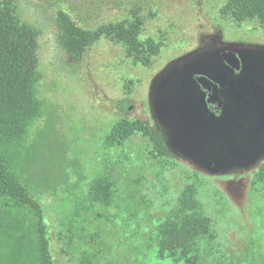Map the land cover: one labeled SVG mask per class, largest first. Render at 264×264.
I'll list each match as a JSON object with an SVG mask.
<instances>
[{
  "label": "rangeland",
  "instance_id": "1",
  "mask_svg": "<svg viewBox=\"0 0 264 264\" xmlns=\"http://www.w3.org/2000/svg\"><path fill=\"white\" fill-rule=\"evenodd\" d=\"M228 0H14L19 20L38 32L36 97L41 113L28 127L11 170L44 207L56 264H172L158 257L156 228L195 187L211 223L200 239V264H264V185L255 186L264 159L249 167L178 153L158 156L140 134L109 147L122 119L159 130L151 112L156 78L173 62L216 47H264V24L237 23L221 13ZM58 12L96 32L106 24L142 22L139 38L160 44L149 65L122 43L102 36L74 63L59 44ZM234 159V160H233ZM107 178L113 203L90 196ZM0 264H40L36 220L27 209L0 210Z\"/></svg>",
  "mask_w": 264,
  "mask_h": 264
},
{
  "label": "trees",
  "instance_id": "2",
  "mask_svg": "<svg viewBox=\"0 0 264 264\" xmlns=\"http://www.w3.org/2000/svg\"><path fill=\"white\" fill-rule=\"evenodd\" d=\"M221 13L237 23L255 20L264 24V0H228ZM56 22L59 44L74 63H79L86 48L102 36L122 43L128 57L146 66L160 51V44L155 40L141 41L139 38L142 27L139 17L131 22L103 25L96 32L78 28L64 12H58ZM38 36L34 27L19 20L14 0H0V210L8 213L13 206L31 212L36 220L40 264H56L44 207L11 170L28 127L41 113V104L36 97L41 78ZM137 134L150 139L158 156H174L161 132L140 120H118L106 136L105 144L109 147L121 145ZM254 185H264V165L257 172ZM89 193L97 204L110 206L113 203L112 185L105 177L95 179ZM210 228V220L196 197L195 187L186 186L175 210L156 228L159 259L172 264H200L198 243L209 234ZM5 243L8 245V241ZM4 245L0 238V248Z\"/></svg>",
  "mask_w": 264,
  "mask_h": 264
},
{
  "label": "flooded vegetation",
  "instance_id": "3",
  "mask_svg": "<svg viewBox=\"0 0 264 264\" xmlns=\"http://www.w3.org/2000/svg\"><path fill=\"white\" fill-rule=\"evenodd\" d=\"M161 75L151 112L174 156L231 153L234 164L244 161L235 166L249 168L264 159V47H216Z\"/></svg>",
  "mask_w": 264,
  "mask_h": 264
},
{
  "label": "water",
  "instance_id": "4",
  "mask_svg": "<svg viewBox=\"0 0 264 264\" xmlns=\"http://www.w3.org/2000/svg\"><path fill=\"white\" fill-rule=\"evenodd\" d=\"M162 74V73H161ZM159 75L157 78H156V80H155V82H154V86H153V93H152V101H153V99L155 98V97H157V96H159L160 95V90H161V85H162V78H161V76L162 75ZM167 77H165V79L164 80H166L167 78H168V75H166ZM164 82V81H163ZM151 101V102H152Z\"/></svg>",
  "mask_w": 264,
  "mask_h": 264
}]
</instances>
